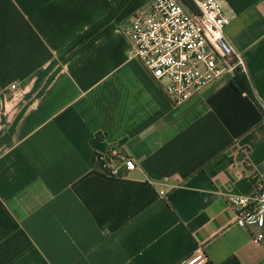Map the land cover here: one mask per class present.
<instances>
[{"label": "crops", "instance_id": "1", "mask_svg": "<svg viewBox=\"0 0 264 264\" xmlns=\"http://www.w3.org/2000/svg\"><path fill=\"white\" fill-rule=\"evenodd\" d=\"M151 1L0 0V264H264L228 206L264 177V0H216L257 103L183 105L128 55ZM112 146L137 168L99 172Z\"/></svg>", "mask_w": 264, "mask_h": 264}, {"label": "built area", "instance_id": "2", "mask_svg": "<svg viewBox=\"0 0 264 264\" xmlns=\"http://www.w3.org/2000/svg\"><path fill=\"white\" fill-rule=\"evenodd\" d=\"M228 22L216 0H152L130 16L122 33L129 57L141 63L173 105H183L237 71L244 73L242 59L223 36ZM93 162L111 177L137 168L116 146L94 154ZM228 206L235 224L248 230L250 241L258 246L264 240V177L254 178L251 194L230 196ZM205 259L199 253L185 263Z\"/></svg>", "mask_w": 264, "mask_h": 264}, {"label": "trees", "instance_id": "3", "mask_svg": "<svg viewBox=\"0 0 264 264\" xmlns=\"http://www.w3.org/2000/svg\"><path fill=\"white\" fill-rule=\"evenodd\" d=\"M183 1H187V0H183ZM229 83L234 90L245 92L252 101L257 103L251 85L248 81V78L244 73L237 71L235 73V76L229 79Z\"/></svg>", "mask_w": 264, "mask_h": 264}, {"label": "snow or ice", "instance_id": "4", "mask_svg": "<svg viewBox=\"0 0 264 264\" xmlns=\"http://www.w3.org/2000/svg\"><path fill=\"white\" fill-rule=\"evenodd\" d=\"M131 166V165H130Z\"/></svg>", "mask_w": 264, "mask_h": 264}]
</instances>
